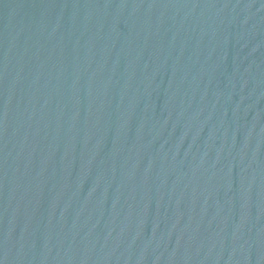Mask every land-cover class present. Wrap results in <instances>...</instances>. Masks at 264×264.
<instances>
[{
  "label": "water",
  "instance_id": "95a60500",
  "mask_svg": "<svg viewBox=\"0 0 264 264\" xmlns=\"http://www.w3.org/2000/svg\"><path fill=\"white\" fill-rule=\"evenodd\" d=\"M172 264H264V0H160Z\"/></svg>",
  "mask_w": 264,
  "mask_h": 264
}]
</instances>
